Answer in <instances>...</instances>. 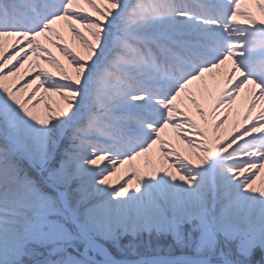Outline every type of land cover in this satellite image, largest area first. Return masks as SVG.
<instances>
[{
    "label": "snow or ice",
    "instance_id": "obj_1",
    "mask_svg": "<svg viewBox=\"0 0 264 264\" xmlns=\"http://www.w3.org/2000/svg\"><path fill=\"white\" fill-rule=\"evenodd\" d=\"M213 73L226 83L209 138L179 104L186 97L207 123L192 86ZM53 97L61 102L55 107ZM238 101L247 110L227 130ZM262 102L264 0H0V131L42 146L67 134L89 167L108 158L103 168L91 167L109 169L103 184L132 164L135 178L124 181V191L138 186L144 175L132 162L157 145L163 159L175 155L179 163L150 164L148 174L175 179L179 164L193 160L181 159L164 138L172 129L193 147L200 141L190 134H201L206 155L196 153V162L223 155L231 175L264 197V184L257 187L264 178V110L253 117ZM221 129L230 137L224 143Z\"/></svg>",
    "mask_w": 264,
    "mask_h": 264
},
{
    "label": "rangeland",
    "instance_id": "obj_2",
    "mask_svg": "<svg viewBox=\"0 0 264 264\" xmlns=\"http://www.w3.org/2000/svg\"><path fill=\"white\" fill-rule=\"evenodd\" d=\"M62 31L71 43L67 30ZM196 85H202V82ZM50 103L55 107L61 102L58 97H53ZM187 111L200 125L197 114ZM237 112L239 109L235 106L234 116ZM37 114L47 118L45 110ZM237 119L242 120L241 117ZM208 135L211 138L210 133ZM164 136L174 145L181 159L189 158L193 162L180 163L175 179L163 171L151 175L148 174L150 164L175 167L179 163L175 155L165 160L161 150L159 155L154 149L132 162L144 177L138 186L134 184L124 191L121 184L124 177L135 178L132 164L121 166L120 172L112 175L110 184L101 183L100 186L103 175L109 170L98 171L91 167L103 168L108 158L98 159L95 166L89 167L85 163L88 155H77L72 142L64 143L68 140L67 134L54 135L46 146H42L17 141L0 131V141L5 145L4 148L0 146L4 149L0 153V171L5 166H12L18 178L31 183L25 187L27 190L20 191L28 202L23 210L16 209V203L5 208L18 212V221L7 223L1 219L6 217L0 215V264H95L84 255L88 239L74 225V215L80 217L93 240L108 248L113 256H125L127 260L123 261L171 258L175 264H196V259L207 264H225L227 258L233 264H264V197L258 195L239 204L237 200H225L228 184L211 182L210 176L202 173L207 167H220L219 159L213 161L212 155L208 164L203 163V169L194 163V149L204 146L203 136L190 134L189 138L200 141L194 147L172 129L166 130ZM59 155L64 157L62 161H59ZM71 156L75 160H71ZM226 161L223 162L229 164ZM258 183L259 187L264 184V178ZM44 184L51 187L50 196L46 195ZM91 184L99 190L91 192ZM115 186L120 187V192L114 191ZM62 194L68 196L69 203H74L73 210L64 204ZM223 201L230 204L225 205ZM204 229L211 230L219 240H223L224 233L227 247L222 243L220 249L214 251L211 245L205 244ZM182 236L186 238L183 240ZM154 239L161 243V249L170 247L177 254L170 256L163 254V250H156ZM90 255L91 259L97 256L103 260L95 251L90 250Z\"/></svg>",
    "mask_w": 264,
    "mask_h": 264
},
{
    "label": "bare ground",
    "instance_id": "obj_3",
    "mask_svg": "<svg viewBox=\"0 0 264 264\" xmlns=\"http://www.w3.org/2000/svg\"><path fill=\"white\" fill-rule=\"evenodd\" d=\"M246 8H250L254 14L257 16V18H261L259 10L255 7L254 4H249L245 6ZM244 10V9H242ZM59 55V53H58ZM222 72H227L228 69L225 68L223 70H219ZM202 82V85H196L194 84L192 86V91L195 93V98L201 103L202 107L204 108L205 112L207 113V123H205L204 118L200 117L197 114V119L200 122V125L206 129L208 131V133H210V136L212 138L213 136V125L215 123L213 117H212V112L215 108V101L216 99L219 97V95L221 94V92L224 90L225 88V83H226V77L225 76H221L218 74H206L205 79ZM52 101V99L50 100ZM49 101V103H50ZM179 106L181 107L182 110H189L191 113H196L194 106L191 105V103L187 100V98H183V102L179 104ZM238 109H239V117L243 118V115L246 112V105L242 102V101H238L237 104L235 105ZM234 106V107H235ZM264 110V102L261 103V105L258 107L257 112L253 113V117L254 118H258V114L259 111ZM241 111V112H240ZM242 111H244L242 113ZM237 116H234V108H233V116L232 118L229 120V123L227 125V130H231L233 125L236 122ZM225 129H221V132L219 133L221 136L224 137V139L221 141V143H224L227 141V139H229L230 137L225 135ZM235 134V133H233ZM165 137V136H164ZM167 139V138H166ZM72 142L70 139L66 140L64 143H70ZM203 147L201 146V148L194 149L195 153H199L201 156L206 155V153L203 151ZM159 145L156 146L155 150L160 154V150H159ZM80 155H84V154H80ZM214 155V159L213 157H209L208 160H206L203 163H207L210 160L213 159V161L215 159H219L220 161V167H207V170L202 171V173H207L210 178L209 179L211 182H224L226 184H228V195L225 196V200L230 201V200H237L238 204L239 203H246L248 201H250L251 198H256L258 195L257 194H253V193H249L246 190V182L242 181V180H237L235 179L232 175L231 172L228 168H232L233 165L232 164H227L224 163L223 161H226L227 159L223 156V155H217V153H213ZM63 156L60 155L59 156V161L63 160ZM71 160H75V158L73 156L70 157ZM76 159H80L77 158ZM86 160V158H85ZM78 161L75 162V165ZM227 162V161H226ZM4 163V162H3ZM194 163H196L198 165L199 168H204V164L203 163H198L196 162V159L194 160ZM108 164L107 162H104V166ZM208 164V163H207ZM5 165V164H4ZM9 166V165H8ZM108 169V168H107ZM227 169V170H226ZM109 170V169H108ZM250 173H245L244 175L247 176ZM16 172H14L12 170V166L11 167H7L5 166V168L0 171V215L6 217V218H1L3 221L7 222V223H11V222H17L18 218H19V214L16 211H11L8 210L9 208L13 207L12 203H16V209L18 210H23L25 208V205L28 204V202L25 200L24 197H22L20 195V191L25 190L26 188H28L29 186H31L30 182H26L23 179L18 178V176H16ZM44 178H46V176L43 174ZM243 177H241L242 179ZM120 179V178H119ZM118 179V180H119ZM125 180L127 179V176L124 177L123 181L121 182V184L123 185L124 188L127 187L126 184H123ZM259 184V183H258ZM103 185L100 182V186ZM26 187V188H25ZM257 187L259 188V185H257ZM98 189V186H94L91 184V186L89 187V190H91V192H94V190L96 191ZM27 190V189H26ZM99 190V189H98ZM114 191L116 192H120V187L119 186H115ZM35 196V192L32 194V198ZM31 197V196H30ZM62 201L64 202L65 205L69 206L70 205V209L69 210H73V204L74 203H69L68 201V196L66 194H62L61 195ZM240 202H239V201ZM232 202V201H230ZM230 202H226L223 201V203L225 205L230 204ZM6 207H8V209H5ZM80 217L77 215L73 216V220H74V225H76V227L79 228L80 233L86 237L88 239V245L85 251V254L88 255L89 257H92L90 255V250L95 251L96 254H100L103 257V260H99L98 257H94L95 260H98V262L100 264H168L169 262H172L171 260H166V259H161V260H154V259H146L137 263H126L123 261H117L113 255L105 248L103 247L101 244H99L98 242L94 241L92 236L84 229L83 224L80 220ZM12 227H14L15 225L10 224ZM225 264H233L231 261H229V259H224ZM198 264H206L203 260H199Z\"/></svg>",
    "mask_w": 264,
    "mask_h": 264
},
{
    "label": "trees",
    "instance_id": "obj_4",
    "mask_svg": "<svg viewBox=\"0 0 264 264\" xmlns=\"http://www.w3.org/2000/svg\"><path fill=\"white\" fill-rule=\"evenodd\" d=\"M194 231H195V229H194ZM183 233L184 232L181 231V234H183ZM188 233H190V232H188ZM202 236H203L202 238L204 240V243L207 244V245H209V246L211 245L213 247L214 251H217L218 249H220V246L219 245H221L222 243H223L224 246L227 247L228 242H227V239H226V235L224 233H222L223 240L222 239L219 240V238L211 230H209V229H204ZM181 238L184 240V238H186V237L185 236H182ZM220 241H222V242L220 243ZM153 244H154L156 250L157 249L158 250H161V251L163 250L162 251L163 254H167V255H175V254H177L174 251H171V248L170 247L169 248L166 247V248H162L161 249L160 248L161 247V243H159L157 241V239H154L153 240ZM117 256H119V255L117 254ZM121 258H126V257L125 256L124 257L121 256Z\"/></svg>",
    "mask_w": 264,
    "mask_h": 264
},
{
    "label": "water",
    "instance_id": "obj_5",
    "mask_svg": "<svg viewBox=\"0 0 264 264\" xmlns=\"http://www.w3.org/2000/svg\"><path fill=\"white\" fill-rule=\"evenodd\" d=\"M167 259H168V261L171 260V261H174V262H175V260H173V259H171V258H167ZM198 261H199V260H194V262L197 263V264H198Z\"/></svg>",
    "mask_w": 264,
    "mask_h": 264
}]
</instances>
